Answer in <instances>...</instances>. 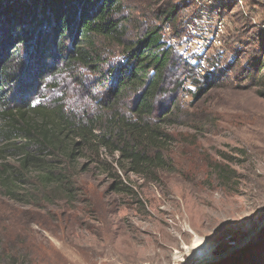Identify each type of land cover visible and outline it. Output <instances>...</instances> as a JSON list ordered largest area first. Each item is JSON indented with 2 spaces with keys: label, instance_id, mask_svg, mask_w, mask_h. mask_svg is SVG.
<instances>
[{
  "label": "rangeland",
  "instance_id": "1",
  "mask_svg": "<svg viewBox=\"0 0 264 264\" xmlns=\"http://www.w3.org/2000/svg\"><path fill=\"white\" fill-rule=\"evenodd\" d=\"M127 6L135 17L130 37L162 26L175 50L191 16L223 20V45L211 51L223 76L193 100L186 94L197 86L185 82L180 101L188 119L170 128L176 170L156 181L122 174L126 192L117 193L93 169L79 177L73 202L53 203L44 199L51 190L35 192L32 182L20 183L29 196L21 202L0 184V231L31 254L15 264H196L206 256L219 258L207 264H264V71L257 78L255 68L264 58V0ZM172 8L177 18L165 25L163 12ZM0 162L19 166L11 156Z\"/></svg>",
  "mask_w": 264,
  "mask_h": 264
},
{
  "label": "trees",
  "instance_id": "2",
  "mask_svg": "<svg viewBox=\"0 0 264 264\" xmlns=\"http://www.w3.org/2000/svg\"><path fill=\"white\" fill-rule=\"evenodd\" d=\"M127 1L0 0V160L19 163L0 162L10 199L29 198L19 186L32 182L35 192L51 190L47 202H73L93 169L117 193L126 192L122 174L156 181L176 170L170 128L188 119L183 86L192 80L186 95L198 99L223 76L222 61L216 53L201 75L164 27L130 37ZM163 13L173 24L175 9ZM256 66L263 78L264 58ZM26 249L0 231V264L30 259Z\"/></svg>",
  "mask_w": 264,
  "mask_h": 264
},
{
  "label": "built area",
  "instance_id": "3",
  "mask_svg": "<svg viewBox=\"0 0 264 264\" xmlns=\"http://www.w3.org/2000/svg\"><path fill=\"white\" fill-rule=\"evenodd\" d=\"M184 27L186 34L178 39L176 50L185 62L196 68L201 75H205L209 60L216 55L212 52L224 42L223 20L217 18L212 21V16L205 18L204 14H197L191 16ZM172 47L175 48L174 45Z\"/></svg>",
  "mask_w": 264,
  "mask_h": 264
},
{
  "label": "water",
  "instance_id": "4",
  "mask_svg": "<svg viewBox=\"0 0 264 264\" xmlns=\"http://www.w3.org/2000/svg\"><path fill=\"white\" fill-rule=\"evenodd\" d=\"M217 259L219 258H212V257H202V258H199L198 261L196 262V264H207V263H210V262H215Z\"/></svg>",
  "mask_w": 264,
  "mask_h": 264
}]
</instances>
